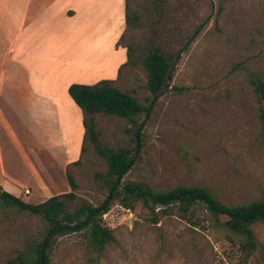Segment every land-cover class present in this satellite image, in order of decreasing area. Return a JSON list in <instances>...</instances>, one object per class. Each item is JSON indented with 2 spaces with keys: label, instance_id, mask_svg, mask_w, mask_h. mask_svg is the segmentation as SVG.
Masks as SVG:
<instances>
[{
  "label": "rangeland",
  "instance_id": "rangeland-1",
  "mask_svg": "<svg viewBox=\"0 0 264 264\" xmlns=\"http://www.w3.org/2000/svg\"><path fill=\"white\" fill-rule=\"evenodd\" d=\"M66 6L62 2L59 9ZM132 6L140 27L127 30L125 23L119 27L118 19L107 20L100 51L94 35L85 40L75 35L51 46L44 37L31 43L24 57L18 51L11 55L16 24H9L1 10L0 78L6 73L8 83L0 98V172L15 184L14 195L40 204L72 192L71 175L79 200L94 206L105 200V190L96 181V175L106 171L105 161L90 140L76 158L79 164H73L78 160L73 162L70 148L67 158L64 151L51 153L47 143H64L61 123L52 117L34 127L27 113V85L39 89L45 82L49 89L66 80L57 86V100L69 135L81 129L82 121L74 118L82 110L75 105L73 113L61 99L64 95L71 100L64 93L71 82L67 80L85 85L115 80L148 105V73L141 63L110 68L118 50L113 40L121 33V43L133 44L139 58L153 43L171 55L174 64L168 87L149 118L140 117V122L145 120L142 144L125 180L154 190L203 186L226 204L264 198V119L255 86L264 83V0H132ZM58 22L59 29L66 25L63 18ZM96 120L103 144L113 149L136 146L135 124L107 115ZM117 204L107 217L115 245L97 256L82 234L61 236L49 248L52 264H264V223L252 227L259 248L247 256L241 239L204 211L189 221L175 210L154 225L141 203L132 213ZM47 231L43 217L0 206V264H8Z\"/></svg>",
  "mask_w": 264,
  "mask_h": 264
},
{
  "label": "trees",
  "instance_id": "trees-1",
  "mask_svg": "<svg viewBox=\"0 0 264 264\" xmlns=\"http://www.w3.org/2000/svg\"><path fill=\"white\" fill-rule=\"evenodd\" d=\"M125 26L127 30L140 27V16L133 9L132 0H125ZM123 37L124 35L117 44L127 50V62L122 67L138 63L143 65L148 73V105H144L130 92L119 88L115 80H102L94 85L72 84L68 89L69 96L84 115L85 137L82 153L86 141L90 140L106 163L105 173L96 175V181L107 195L105 200L99 206L79 200L75 193L77 183L71 175L69 182L72 192L54 196L37 205L24 202L0 185L1 207L43 217L48 224L44 237L30 244L8 264H52L49 248L53 241L75 233L83 235L90 251L97 256L103 255L109 247L117 243L114 230L104 218L115 203L132 211L141 203L154 225L159 224L162 217L174 214L175 210L189 221L200 211H204L216 224L241 239L240 247L247 256L258 250L259 243L252 227L264 223V198L226 204L203 186L180 185L169 190H154L144 183L125 180L136 164L142 144L145 120L140 122V117L145 114L146 118H149L160 96L168 87L174 64L173 57L153 43L145 46L144 55L139 58L133 44L121 43ZM255 86L262 103L261 117L264 119V83L259 81ZM98 115L118 117L135 124L136 146L113 149L103 144L97 129ZM79 162L80 160L73 164Z\"/></svg>",
  "mask_w": 264,
  "mask_h": 264
},
{
  "label": "crops",
  "instance_id": "crops-1",
  "mask_svg": "<svg viewBox=\"0 0 264 264\" xmlns=\"http://www.w3.org/2000/svg\"><path fill=\"white\" fill-rule=\"evenodd\" d=\"M62 2H66L67 6L59 9V5ZM1 10L4 18H6L9 24L10 22L16 24L17 31L11 38V55L18 51L22 57H24L30 49L31 43H36L37 41L41 42L44 37L45 41L51 46V44H57L58 42H67L75 35H81L83 40L94 35L96 37V49L100 51L104 48V25L106 21H109V19H118L119 27H122V24L125 23V0H3L0 2V17H2ZM59 18H63L66 22V25L61 29L58 28ZM90 22L92 23L89 24ZM99 34H101V36ZM120 38L121 33L117 34L113 40V46L118 47V50L115 49L114 59L111 60L113 62V67L110 68L113 69L127 62V50L117 45ZM65 81H56L49 89L45 88L47 86L45 82H43V85L40 84L39 89H36L35 86L31 84L27 85V89L30 92L27 102L29 105L27 113H29L30 119L34 122V127H36V123L51 121L52 117H54V120L58 121V123H61L58 129L61 136L65 138L64 143L56 147L50 144V142L47 143V148L51 153L59 154L64 151L65 158H67L65 155H67L66 152L70 148L73 154L72 156H68H71L74 162L79 159L83 149L85 137V128L83 125L84 115L81 111L82 113H79V117L75 116L74 119L78 120L79 118L80 122L82 121V127L79 130L77 128L76 133L69 135L66 129L67 123L64 121L63 113L65 111L60 110V102L57 100V86ZM69 81L71 82L64 93L66 91L68 92L72 84L85 83L67 80V82ZM7 83L8 77L6 73H3L0 78L1 100L3 98L2 91ZM61 99L69 104L68 109L74 113L77 105L72 98L71 100L74 103L64 98V95ZM5 103L8 106L11 105L7 102ZM72 123L73 122L70 124L74 129L75 125ZM69 137H72L71 142H69ZM70 146H72V148ZM0 166L3 171L2 161ZM0 185L4 190L14 195L13 192L16 188L15 184L6 180L5 174H1V172Z\"/></svg>",
  "mask_w": 264,
  "mask_h": 264
},
{
  "label": "built area",
  "instance_id": "built-area-1",
  "mask_svg": "<svg viewBox=\"0 0 264 264\" xmlns=\"http://www.w3.org/2000/svg\"><path fill=\"white\" fill-rule=\"evenodd\" d=\"M26 194H30V191L29 190H26L25 191ZM125 211H127L128 213H132V210L130 209H124ZM109 213L105 214L104 215V218L107 220V217H108Z\"/></svg>",
  "mask_w": 264,
  "mask_h": 264
},
{
  "label": "water",
  "instance_id": "water-1",
  "mask_svg": "<svg viewBox=\"0 0 264 264\" xmlns=\"http://www.w3.org/2000/svg\"><path fill=\"white\" fill-rule=\"evenodd\" d=\"M171 78H172V75L170 76L169 82H170Z\"/></svg>",
  "mask_w": 264,
  "mask_h": 264
}]
</instances>
